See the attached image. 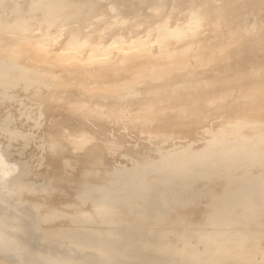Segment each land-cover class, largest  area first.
I'll use <instances>...</instances> for the list:
<instances>
[{"label":"rangeland","instance_id":"374dc122","mask_svg":"<svg viewBox=\"0 0 264 264\" xmlns=\"http://www.w3.org/2000/svg\"><path fill=\"white\" fill-rule=\"evenodd\" d=\"M53 1L59 3L58 9L52 12L57 21L64 20L66 10L72 5L89 9V23L107 18L122 20L125 11L149 10L147 5L134 9L128 0H0V10L7 16L20 14L38 21L43 17L47 4ZM254 125L241 130L235 127L223 130L221 122L214 119L189 132L163 129L158 134H148L125 123L90 118L64 108H49L21 90L0 83V195L2 191V194H10L15 190L21 193L22 198L25 193V199L20 198L25 201L24 206L16 202L20 209L24 207L23 215H19L22 212L15 213L18 207H15L13 200L16 198L11 199L14 198L11 194L9 200L13 202L6 200L12 209L5 205L6 209L9 208L7 213L15 207L12 216L9 213L10 218H4L3 215L7 214L5 206L2 207L4 210L0 208L3 210L0 214V250L1 253L7 252L0 256L3 258L0 264L8 263L4 255L11 256H5L7 260L10 258L9 261L12 257L19 263L21 261L20 264L28 255L30 259L38 256L35 258L38 264L39 259L44 260L45 263L40 260L43 264H64V261L69 264H101V261L106 264L115 257H119L117 264H129L130 261L132 264H159L157 260L160 259L165 264H231L238 260L230 257L232 262L229 259V263L228 255L226 259L218 258L219 254L216 256L207 250L206 242L220 239L235 242L240 238L247 242H261L262 245L258 246L263 249L264 175L261 172L264 162L261 163L263 160L260 159L264 154V125ZM256 151L261 157L257 154L254 158L258 157L260 162L252 158ZM251 152L254 153L248 158ZM228 156H234L236 160L230 162L233 159ZM222 157L230 161L220 160ZM245 166L249 169L247 172ZM210 167L214 168L212 172ZM241 169L245 172L241 173ZM5 180L13 183L12 188L6 186L7 191L11 189L8 192L1 191L5 183H9ZM16 185H21V188H15ZM221 199L231 202L224 204ZM27 201L43 207L45 212L53 210L52 216L46 213L51 220L45 216L41 222L40 213L44 210L35 204L32 206L30 203L29 206ZM57 206L66 212L57 208L59 213H56L54 208ZM216 209L228 212L229 223L226 225V217L223 219L225 212H217L227 228H221L222 224L217 220L214 222V218L211 225L218 224L221 229L207 225ZM27 210L34 213L33 216ZM11 217L15 220L12 221ZM68 217L74 222L66 220ZM15 232L18 234L16 237ZM140 233L147 241L135 239V234L138 237ZM99 236H103L102 239ZM130 236L134 239H127ZM58 241L64 248L67 241L70 242L66 246L71 250L70 256L66 255V248L65 251L59 248L61 244L57 245ZM231 252L234 253V249ZM252 254L255 256L257 253L252 251ZM249 256L256 257L251 253ZM252 258L251 263L256 264V258L255 262ZM30 259L23 263L27 264V260L30 263ZM171 259H175L174 263ZM176 259L178 263H175ZM257 259L260 262L257 264H262V256L257 254ZM35 260L31 261L32 264H37L33 262ZM116 260L112 263L115 264ZM163 261L160 260V264Z\"/></svg>","mask_w":264,"mask_h":264},{"label":"water","instance_id":"95a60500","mask_svg":"<svg viewBox=\"0 0 264 264\" xmlns=\"http://www.w3.org/2000/svg\"><path fill=\"white\" fill-rule=\"evenodd\" d=\"M128 1L149 10L92 23L89 9L80 5L70 6L57 21L56 1L46 6L56 5L50 16L45 8L38 21L0 10V63L8 67L1 69L0 83L49 108L125 123L148 134L189 132L214 119L223 130L244 128L246 122L264 125V0ZM190 19L197 21L195 30L186 26ZM165 25L180 30L181 38L157 51L155 38ZM136 35L154 38L149 54L98 64L61 65L23 48L27 39L39 36L54 37L60 45ZM239 243L213 241L209 249L227 256L236 247V259L249 261L257 244ZM257 254L264 257V248Z\"/></svg>","mask_w":264,"mask_h":264},{"label":"bare ground","instance_id":"6f19581e","mask_svg":"<svg viewBox=\"0 0 264 264\" xmlns=\"http://www.w3.org/2000/svg\"><path fill=\"white\" fill-rule=\"evenodd\" d=\"M56 4V3H55ZM54 4V5H55ZM74 6V5H73ZM81 6V5H80ZM54 7H56V5L55 6H53V5H49L48 7H45L47 10H52ZM65 9H67V8H65ZM69 9V8H68ZM68 9L66 10V12L68 11ZM50 10L49 11H47V13H46V16H50ZM63 10V9H62ZM63 12H65V11H63ZM57 13H58V11L55 13V15H57ZM78 13H80V10H74L73 11V14H78ZM186 26L188 27V29H191V30H195L196 28H197V26H198V24H197V21L196 20H194V19H190L188 22H186ZM178 32H181L180 30L178 31V30H175V29H172V27L171 26H169V25H165V27L164 28H162L161 30H160V33L158 34V36L155 38V41H156V46H157V51H162V50H165L172 42H174L175 40H178V39H180L181 38V34L180 33H178ZM53 41H54V37H48V36H39V37H36V38H29V39H27V41L23 44V48L24 49H28V50H30L31 51V53H32V55L34 56V57H37V58H39V57H44V58H48V59H50V60H55V61H57L59 64H61V65H68V64H98V63H103V62H108V61H110L113 57H122V56H127V55H146V54H149V52H150V48H151V46L153 45V41H154V38L153 37H149V36H147V37H143V36H139V35H136V36H130V37H128V38H122V37H114V38H112L111 40H109L108 42H104V41H99V40H97V41H87V42H72V43H64V44H60V45H57V44H54L53 43ZM53 45H54V47H53ZM8 67L5 65V64H3V63H0V73H1V69L4 71L5 69H7ZM255 124V122H251V123H249V122H246L244 125L245 126H253ZM250 127H248V128H250ZM254 127H255V125H254ZM245 128V127H244ZM257 128V127H256ZM263 128V127H262ZM259 129V128H258ZM241 130V129H240ZM239 130V131H240ZM242 130H244V129H242ZM253 130V129H252ZM223 131V130H222ZM256 130H255V128H254V132H255ZM258 131V130H257ZM218 132L220 133V130H218ZM260 132V131H259ZM218 133V134H219ZM224 133V132H223ZM222 133H220L219 135L220 136H222L221 135ZM258 135V134H257ZM257 135L255 136V137H257ZM223 137V136H222ZM241 137V136H240ZM243 137V136H242ZM255 137L253 138V139H255ZM258 138H256V140H257ZM264 139H262V141H263ZM253 141V140H252ZM232 143V142H231ZM262 144H263V142H262ZM261 144V145H262ZM263 147V146H262ZM260 148V147H259ZM264 149V148H263ZM260 151V150H259ZM259 151H256L255 152V155H253V153L251 152V154H249V156L250 157H248V158H251V155H253V157L252 158H254V156L256 157V155L258 154V152ZM263 153V152H262ZM260 154V153H259ZM258 154V155H259ZM230 155H234V154H230ZM248 155V154H247ZM257 155V156H258ZM261 155V154H260ZM258 156V157H261V163H263L264 162V154L263 155H261V156ZM239 157H242V156H239ZM247 157V156H246ZM258 157L257 158H254L256 161H258L257 159H258ZM228 158H230V159H233V160H231L230 161V159H227L226 157H222L220 160H225L226 162H228V161H230V162H232V161H234V160H236V159H234V156L232 157V156H228ZM244 158H245V156H244ZM227 159V160H226ZM218 160V159H217ZM219 160V161H220ZM245 160H247V159H245ZM255 160H253V159H250V161H253L254 163H255ZM222 161H221V163H222ZM225 161H224V163H225ZM248 161H249V159H248ZM216 162H218V161H216ZM258 162H260V161H258ZM220 163V162H219ZM252 163V162H251ZM253 163V164H254ZM253 164H251V165H253ZM250 165V166H251ZM249 165H248V167H250ZM262 166L264 167V165L262 164ZM245 169H246V172H247V170H249V169H247L246 168V166L244 167ZM208 169V172H210L209 171V168H207ZM211 169H214V168H212V167H210V170ZM237 169V168H236ZM236 169H234L235 171H236ZM216 170V169H215ZM215 170H213L214 172H215ZM261 170H263V169H261ZM204 171V170H203ZM205 171H206V169H205ZM217 171H218V168H217ZM242 171V169L240 170V172ZM264 171V170H263ZM263 171L261 172V174H263L264 175V173H263ZM207 172V171H206ZM211 172H212V170H211ZM230 173H231V171H229ZM234 172V171H233ZM239 172V173H240ZM243 172H245V170H243L241 173H243ZM218 174H221V173H219V172H217ZM235 173V172H234ZM229 174V173H228ZM227 174V175H228ZM245 174V173H244ZM217 175V174H216ZM215 175V176H216ZM230 175V174H229ZM241 175H243V174H241ZM148 176V175H147ZM263 177V176H262ZM226 178H229V176L228 177H226ZM231 178V177H230ZM264 178V177H263ZM3 180V179H2ZM233 180H235V179H233ZM232 180V181H233ZM6 181H9V183H11V181L10 180H5V182ZM229 181H230V179H229ZM4 182V183H5ZM235 182V181H234ZM2 182H1V180H0V184H1ZM8 183V182H7ZM9 183H8V185L5 183V185L3 186V187H5L6 189H4L3 187V189L1 188V191L2 190H5L6 192H8L9 191V189L10 188H12L11 187V185L13 186V183H11L10 185H9ZM259 184V183H258ZM2 185V184H1ZM1 185H0V187H1ZM15 185V184H14ZM257 185V184H256ZM260 185V184H259ZM6 186H10V188H8V191H7V187ZM18 185H16L15 186V188L17 187ZM20 186V187H19ZM17 188L18 189H20L21 188V185H19ZM254 187H255V185H254ZM253 187V188H254ZM257 187V186H256ZM13 189H14V187H13ZM18 189H16V190H18ZM263 189V188H262ZM11 190V189H10ZM23 190V189H22ZM21 191V190H20ZM19 191V192H20ZM25 192V191H24ZM2 193H4V191H2L1 192V195H0V199L2 200V201H0L1 203H2V206L0 205V208H2L3 207V205L5 206V207H3V208H5L6 209V205H5V203L8 205V201L9 202H13V201H15V203L16 202H20V204L21 205H23L24 206V202L25 201H21V199L22 198H24L25 196H24V194L25 193H23V191H22V193H23V196H22V198L20 197V194H18V191H15L14 190V192L11 190L10 191V194H2ZM236 193V192H235ZM234 193V194H235ZM19 195V198H18V195ZM27 194H28V192H27ZM30 194V193H29ZM9 195L12 197V196H14V198L12 197L11 199H15V200H9L10 199V197H9ZM16 195V196H15ZM32 194H30L29 196H31ZM28 196V195H27ZM28 196V197H29ZM34 196V195H33ZM227 196V195H226ZM231 196V195H230ZM8 197V198H7ZM32 197V196H31ZM236 197V196H235ZM21 198V199H20ZM228 198H230V197H228ZM6 200L7 202H5L4 200ZM18 199L20 200V201H18ZM25 199V198H24ZM24 199H22V200H24ZM32 200H34V199H31V201ZM222 200V199H221ZM226 200H228L227 199V197H226ZM226 200H222V201H224L223 203L224 204H226L225 202H227ZM231 200V199H230ZM35 202H37L36 200H34ZM34 201H32V202H34ZM3 202H4V204H3ZM22 202V203H21ZM29 201H27V203H28ZM32 202H29L28 203V205L30 206V203H31V205L33 206L35 203H32ZM231 202V201H230ZM229 202V203H230ZM0 203V204H1ZM14 203V204H15ZM27 203H25L26 204V207H29V206H27ZM229 203L227 202V204L229 205ZM17 204L18 203H16L15 204V207L17 206ZM11 205H13V203L11 204ZM20 205V206H21ZM169 205H171V204H169ZM228 205H226V207L228 206ZM9 207H10V205H8ZM39 206V205H38ZM37 206V204H35V207H37V208H40V207H38ZM167 206V205H166ZM220 206H223L222 204L220 205ZM15 207H14V209H15ZM18 208H17V210L15 211V213L17 212V215H18V212H22V214H19V215H23V213L25 212V211H23V209H24V207H22L21 206V208H23V209H20V207L19 206H17ZM25 207V208H26ZM168 207V209H169V206H167ZM167 207H165L166 209H167ZM171 207H173V205H171ZM170 207V208H171ZM2 208V209H3ZM11 208V207H10ZM30 208V210H32L31 208L32 207H29ZM57 208H58V206L56 207V208H54V211H56L57 210ZM224 208V207H223ZM222 208V209H223ZM9 208L7 207V209H6V213H7V210H8ZM12 209V208H11ZM10 209V211H12V212H8L7 214H5V212H4V214L5 215H3V217L5 218V216H6V218L7 217H9V213H11L10 214V216H12V213L14 212V209L13 210H11ZM19 209L21 210V211H19ZM43 209V207H41V210ZM60 211H63V213L64 212H66V210H62V209H60V206H59V208H58ZM73 209V208H72ZM74 209H75V207H74ZM73 209V210H74ZM77 209V208H76ZM242 209H244V208H242ZM4 210V209H3ZM3 210H0V214L2 215L3 214ZM34 210H35V208H34ZM40 210V211H41ZM44 210V209H43ZM217 210H219V209H216V213L217 212H220L221 214H222V212H225L224 210H226V209H224L223 211L222 210H220V211H217ZM9 211V210H8ZM40 211H39V213H40ZM47 211V210H46ZM50 211V210H49ZM49 211H47V212H45V210L43 211L44 213H45V215L44 216H41V213H43V212H41L40 213V217H41V222H42V218L43 217H45L46 216V213H49ZM68 211V210H67ZM70 211H72V210H70ZM213 211H215V210H213ZM212 211V212H213ZM27 212H29V214H30V216H33V214L34 213H30V211H28L27 210ZM31 212H34L33 210L31 211ZM37 212H38V209H36V212H35V214H36V216H37ZM52 212V213H51ZM51 212L49 213V215L50 216H52L53 215V213H55V212H53V210H51ZM74 212V211H73ZM39 213H38V218H39ZM56 213H59L58 212V210L56 211ZM62 213V212H61ZM214 213V212H213ZM216 213H215V215L214 214H212V216L213 217H211L210 218V220H207V225H209L210 227H212V226H215L214 224H212L211 225V223L213 222V220H212V222L210 223V221H211V219H213L214 218V222H215V220H217V222L218 223H221V221L224 219V217H226L225 219L227 220V222L225 221V225H226V223H229L228 222V216H227V214H228V212H227V214H226V212H225V216H223V219L222 218H220L221 217V214L220 213H217V215H216ZM28 214V215H29ZM67 216H68V212L67 213H65ZM74 214H75V212H74ZM218 214L220 215V216H218ZM8 215V216H7ZM16 215V214H15ZM14 215V216H15ZM24 215H26V213L24 214ZM48 215V214H47ZM66 215H64V216H66ZM70 217H73V213H70ZM35 216V215H34ZM35 216V219L37 218ZM74 216H76V214L74 215ZM17 217V216H16ZM19 217V216H18ZM17 217V218H18ZM26 217H27V215H26ZM25 217V218H26ZM29 217V216H28ZM70 217H68V218H66V220L67 219H70ZM217 217V218H216ZM221 219V221H220V219ZM10 218V217H9ZM16 218V219H17ZM46 218H51V217H48V216H46ZM216 218V219H215ZM8 219V218H7ZM13 219L14 218H12L11 217V220L13 221ZM78 219V218H77ZM11 220H9V221H11ZM15 220V219H14ZM18 220V219H17ZM20 220H24V218H21L20 217ZM39 220V219H38ZM51 220V219H50ZM59 220V219H58ZM71 220H73V218L72 219H70V221ZM79 220V219H78ZM11 221V222H12ZM45 221V220H44ZM48 221V220H47ZM46 221V222H47ZM52 221H53V218H52ZM69 221V220H68ZM209 221V222H208ZM51 222V221H50ZM72 222H74V220L72 221ZM78 223L80 222V221H77ZM76 222V223H77ZM206 222V221H205ZM205 222H204V224H205ZM217 222H216V224H217ZM223 222H224V220H223ZM80 224V223H79ZM222 224V223H221ZM221 224L219 225V226H221ZM218 225V224H217ZM215 226V227H218V226ZM223 227H226V226H223V224H222V226H221V228H223ZM227 227H228V225H227ZM226 227V228H227ZM219 228V227H218ZM221 228H219V229H221ZM12 232H14V231H12ZM11 233V232H10ZM11 235V234H10ZM12 235H13V233H12ZM16 235H18L16 232H15V237H16ZM112 235V234H111ZM117 234H115V236H116ZM136 235V237H137V235L138 234H135ZM135 235H134V237H135ZM143 236V234L142 233H140L139 234V236L136 238L135 237V239H139V241H147V239H143L142 238V236ZM145 236L144 237H146V234H144ZM149 235V236H148ZM147 235V237H150V234H148ZM140 236H141V238H140ZM152 236V235H151ZM101 237H103V236H99V238H101ZM106 237H108V236H105L104 237V239L106 238ZM112 237V236H111ZM113 237H114V235H113ZM117 237V239H118V236H116ZM116 237H114V239H116ZM132 237V239H134L133 238V236H130V237H128L127 239H129V238H131ZM1 238V237H0ZM50 238V237H49ZM102 239V238H101ZM107 239V238H106ZM110 239V238H109ZM125 239H126V237H125ZM131 239V240H132ZM163 239V238H162ZM119 241H120V239H118ZM122 240H123V237H122ZM230 240V239H229ZM102 241H104V240H102ZM111 241V240H110ZM126 241V240H125ZM148 241H149V239H148ZM217 241H219L220 243H222V242H229V241H226L225 239H220V240H217ZM243 240H240V238H238V240H236L235 242H231L233 245H239V244H241V243H239V242H242ZM121 242H124V241H121ZM120 242V243H121ZM251 242H253V241H251ZM70 243V242H69ZM68 243V241H67V243H66V246L69 244ZM160 243H162V242H160ZM200 243H202V242H200ZM206 243H208L207 244V246H206V248H207V250L209 251V252H211L210 251V249H209V244L211 245V243L210 242H206ZM255 243H257V248L259 247V246H261L262 245V243L260 242V244H259V242H255ZM55 244H57V243H55ZM61 243H59V241H58V244L57 245H60ZM113 244H116V243H113ZM159 244V243H158ZM203 244V243H202ZM63 245H65V244H63ZM117 245H119V243L117 244ZM117 245H115V246H117ZM194 247H197V245H195V244H192ZM204 245H206V244H204ZM259 245V246H258ZM66 246H65V248H66ZM135 246V245H134ZM137 246V245H136ZM135 246V247H136ZM190 246V245H189ZM193 246H191V248H194ZM12 247V246H11ZM60 247H62V249L64 250L65 248H64V246H62V244L59 246V248ZM203 247H205V246H203ZM57 248H58V246H57ZM134 248V247H133ZM256 248V249H257ZM22 249V248H21ZM61 249V250H62ZM136 249H137V247H136ZM135 248H134V250H136ZM138 249H139V247H138ZM256 249H254V250H252L254 253H257V251L259 250V249H262V247H259L257 250ZM66 250H67V248H66ZM181 250H182V248H181ZM235 250H236V247H235V249H234V253H235ZM3 251V250H2ZM6 251H8V249H6ZM65 251V250H64ZM69 251H71V250H69V247H68V250L65 252L66 253V255H69L70 254V252ZM138 251V250H137ZM233 251V250H232ZM4 252V254H6L7 252H5V251H3ZM3 252L1 253V250H0V256H2L3 257ZM180 253V252H179ZM211 253H213V252H211ZM231 253H233V252H230V255L231 256H227V257H229L228 259H227V261L230 259V257H232V259H234V255L232 256V254ZM214 254V253H213ZM5 256H6V258L7 257H10L11 258V256L10 255H4V260L5 261H8V263L9 262H11L12 261V263H13V261H16V263L18 264L19 262L17 261V260H13V257H12V260H10L9 261V259L10 258H8V260L7 259H5ZM29 256V255H28ZM28 256H27V258H25V260L23 261L22 260V264H24L25 263V261H26V259H30V257L31 256H29V258H28ZM70 256V255H69ZM216 256H217V254H216ZM251 256H253V254H252V252H251ZM256 256V257H255ZM255 256H253V257H255L256 258V260L259 262V260H261L260 259V257H259V260L257 259V254L255 255ZM34 256H32V258H33ZM224 258V259H226V257L225 256H220V255H218V258ZM250 257V256H249ZM35 258L37 259V258H39L38 256L36 257L35 256ZM35 258L34 259H30V263L32 264V260H35ZM147 258V257H146ZM174 258V257H173ZM236 258V257H235ZM252 258V257H251ZM255 258L252 260L253 262H255L256 260H255ZM0 259H3V258H0ZM15 259V258H14ZM113 260L111 261V259H110V263H106V264H111L113 261L115 262V260L116 259H118L119 260V257H115V258H112ZM159 259V258H158ZM223 259V260H224ZM28 260H27V264L29 263L28 262ZM40 260H42V259H39V264H43V262H44V260H42V261H40ZM118 260H116V263L115 264H117L118 263ZM144 260H147V259H144ZM160 260H162L163 261V259H160ZM160 260H157V261H159V264H160ZM172 260V259H171ZM236 260V259H235ZM264 260V257H262V261ZM20 261V260H19ZM140 260H138V262H139ZM157 261L155 262V263H157ZM173 261V263H174V261H175V259H173L172 260ZM178 260L176 259V262L175 263H178L177 262ZM224 261H226V260H224ZM230 262H232L231 261V259L229 260ZM228 261V262H229ZM234 261V260H233ZM249 263H247L246 261L244 262L245 264L247 263V264H250L251 263V260L249 259ZM257 261H256V264H257ZM261 261V263L263 264L264 262H262ZM24 262V263H23ZM33 262H36L37 263V260H35V261H33ZM65 263L64 264H69L68 263V261H64ZM101 264H105V263H103V262H101V261H99ZM98 262V263H99ZM120 262V261H119ZM133 263V261H130L129 262V264L130 263ZM154 262V260L151 262V263H153ZM164 262V261H163ZM171 262V261H170ZM169 262V263H170ZM229 262V263H230ZM235 263H238L237 261H234ZM231 263V264H235V263ZM1 263V262H0ZM4 263V262H3ZM5 263H7V262H5ZM7 263V264H8ZM12 263H9V264H12ZM15 263V262H14ZM13 263V264H14ZM15 263V264H16ZM20 263H21V261H20ZM19 263V264H20ZM29 263V264H30ZM45 263V262H44ZM121 264H122V262H120ZM119 263V264H120ZM131 263V264H132ZM134 263H136V262H134ZM146 263V262H145ZM148 263H150V262H148ZM167 263V262H166ZM242 262H240V264H241ZM260 263V262H259ZM258 263V264H259ZM35 264V263H34ZM38 264V263H37ZM113 264V263H112ZM126 264V263H125ZM128 264V263H127ZM163 264H165V262L163 263ZM189 264V263H188ZM251 264H254V263H251Z\"/></svg>","mask_w":264,"mask_h":264}]
</instances>
